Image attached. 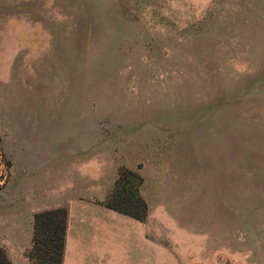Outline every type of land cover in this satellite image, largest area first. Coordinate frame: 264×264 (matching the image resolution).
Masks as SVG:
<instances>
[{"label": "rangeland", "instance_id": "rangeland-1", "mask_svg": "<svg viewBox=\"0 0 264 264\" xmlns=\"http://www.w3.org/2000/svg\"><path fill=\"white\" fill-rule=\"evenodd\" d=\"M54 152L111 264H264V0H0V218Z\"/></svg>", "mask_w": 264, "mask_h": 264}, {"label": "crops", "instance_id": "crops-1", "mask_svg": "<svg viewBox=\"0 0 264 264\" xmlns=\"http://www.w3.org/2000/svg\"><path fill=\"white\" fill-rule=\"evenodd\" d=\"M48 154L44 165L38 164V174L25 173L22 186L8 192L0 218V244L13 264H30L26 252L32 243L34 214L65 206L68 224L63 264H111V224L122 216L98 201L80 198L72 157L65 163L71 173L64 175L62 153ZM74 165L78 166L77 161Z\"/></svg>", "mask_w": 264, "mask_h": 264}, {"label": "trees", "instance_id": "trees-1", "mask_svg": "<svg viewBox=\"0 0 264 264\" xmlns=\"http://www.w3.org/2000/svg\"><path fill=\"white\" fill-rule=\"evenodd\" d=\"M135 201L131 198L128 200V206H114L113 204L108 206L141 218V215H137V212L134 210L136 208L134 207ZM67 224L68 209L65 206L37 212L34 216L33 245L26 256L30 259L34 257L36 264H62L65 252ZM0 264H13L1 244Z\"/></svg>", "mask_w": 264, "mask_h": 264}]
</instances>
